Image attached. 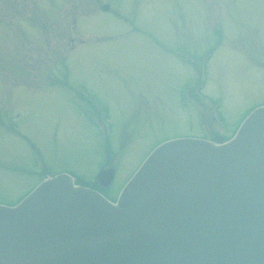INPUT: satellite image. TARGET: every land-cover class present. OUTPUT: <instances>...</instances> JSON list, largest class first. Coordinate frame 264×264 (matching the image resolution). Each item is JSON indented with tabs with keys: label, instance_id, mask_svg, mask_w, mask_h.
<instances>
[{
	"label": "rangeland",
	"instance_id": "374dc122",
	"mask_svg": "<svg viewBox=\"0 0 264 264\" xmlns=\"http://www.w3.org/2000/svg\"><path fill=\"white\" fill-rule=\"evenodd\" d=\"M258 106L264 0H0V204L103 166L117 196L157 145Z\"/></svg>",
	"mask_w": 264,
	"mask_h": 264
},
{
	"label": "water",
	"instance_id": "95a60500",
	"mask_svg": "<svg viewBox=\"0 0 264 264\" xmlns=\"http://www.w3.org/2000/svg\"><path fill=\"white\" fill-rule=\"evenodd\" d=\"M0 264H264V106L225 142L157 145L115 202L60 173L0 204Z\"/></svg>",
	"mask_w": 264,
	"mask_h": 264
},
{
	"label": "trees",
	"instance_id": "16d2710c",
	"mask_svg": "<svg viewBox=\"0 0 264 264\" xmlns=\"http://www.w3.org/2000/svg\"><path fill=\"white\" fill-rule=\"evenodd\" d=\"M250 111V110H249ZM247 113H249V112H247ZM247 115V114H246ZM245 115V116H246ZM244 116V117H245ZM231 136L229 135V136H223V135H221V136H216V137H214V139L215 140H218V139H221V140H227V139H229ZM77 181H78V183H80V184H85V185H91V186H93L92 184L93 183H91V184H87V183H85V182H83V181H81V180H79V179H77ZM19 200V199H18ZM14 203V202H13Z\"/></svg>",
	"mask_w": 264,
	"mask_h": 264
}]
</instances>
